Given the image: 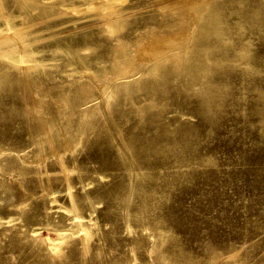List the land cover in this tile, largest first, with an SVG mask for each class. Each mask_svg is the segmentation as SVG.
Listing matches in <instances>:
<instances>
[{"label":"rangeland","instance_id":"obj_1","mask_svg":"<svg viewBox=\"0 0 264 264\" xmlns=\"http://www.w3.org/2000/svg\"><path fill=\"white\" fill-rule=\"evenodd\" d=\"M0 77V264H264V0H0Z\"/></svg>","mask_w":264,"mask_h":264},{"label":"bare ground","instance_id":"obj_2","mask_svg":"<svg viewBox=\"0 0 264 264\" xmlns=\"http://www.w3.org/2000/svg\"><path fill=\"white\" fill-rule=\"evenodd\" d=\"M158 63V62H156ZM155 65H150V66H147V67H144V70L145 72L147 73H150L152 74V76H155L156 78L163 75L165 73V71H162V69L159 70V66L158 64ZM200 68H205L204 66H201ZM112 72L116 73V74H121V66H116ZM1 79H3V77L1 78L0 77V81ZM146 82H149V81H146ZM123 85L121 83H116L114 85V93L117 94L119 91H121L123 89ZM213 95V89L212 88H207L206 86L203 87V90L201 92V98H202V101L204 102H208L210 100V98L212 97ZM261 100V99H260ZM258 113L260 114V116L263 118V121H264V95L262 97V101H260L256 107ZM154 118H155V121H160V118H161V115L159 112H156L154 113ZM36 127V125H34ZM72 138V137H71ZM72 140V139H70Z\"/></svg>","mask_w":264,"mask_h":264}]
</instances>
